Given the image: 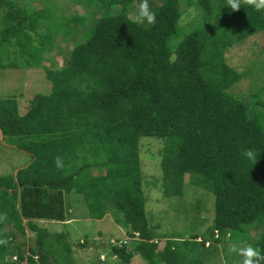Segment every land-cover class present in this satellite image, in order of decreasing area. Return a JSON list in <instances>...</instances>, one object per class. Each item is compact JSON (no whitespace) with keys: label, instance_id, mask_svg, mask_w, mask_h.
Here are the masks:
<instances>
[{"label":"trees","instance_id":"1","mask_svg":"<svg viewBox=\"0 0 264 264\" xmlns=\"http://www.w3.org/2000/svg\"><path fill=\"white\" fill-rule=\"evenodd\" d=\"M182 1L149 0L156 23L138 24L129 13L140 0H88L83 24L90 32L75 44L73 65H53L54 55L42 64L49 92L34 94L23 112L18 98L0 96L4 141L30 156L15 174L0 175V264H71L63 233H50L37 220H68L75 202L90 218L119 213L129 240L102 248L125 264L135 255L149 264H199L197 244L210 249L250 229L264 252V86L251 93L249 105L235 96L231 87L251 71H237L225 56L264 34V9L248 0L237 10L227 0H187L196 11L181 22ZM51 7L50 0H0V59L9 47L24 50L36 38L30 56H38L25 63L40 65L64 26L48 24ZM142 137L163 139L164 196L183 197L190 185L213 195L205 234L217 235L210 247L198 233L184 240L155 232L145 210ZM247 148L256 150L255 164L241 158ZM72 194L77 201H68ZM10 253L15 260H6Z\"/></svg>","mask_w":264,"mask_h":264},{"label":"rangeland","instance_id":"2","mask_svg":"<svg viewBox=\"0 0 264 264\" xmlns=\"http://www.w3.org/2000/svg\"><path fill=\"white\" fill-rule=\"evenodd\" d=\"M28 2V0H25ZM54 19L49 21V25L60 26L61 31L55 36L57 45L50 53H44L40 59L39 66L26 67L25 62L33 61L34 56H30L33 46H38V42L32 41V46L22 50L19 46L9 47V51L0 59V96L15 95L18 98L20 112H23L28 105V100L36 93H48L51 84L45 77L43 65H50L51 56L54 55L53 65H73L74 55L78 49L75 44L82 42L89 35V24H83L89 20L88 0H50ZM181 8L187 5V9L182 13L181 22L191 20L195 7L191 1L183 0ZM34 7L41 6L40 3L33 2ZM134 5V6H133ZM129 15L135 17L137 4H133ZM88 15V16H87ZM95 14H91L92 17ZM98 15V14H97ZM96 15V16H97ZM57 17V18H55ZM69 22L68 24H66ZM60 24V25H59ZM93 24V23H92ZM1 30V29H0ZM40 30V29H39ZM33 33V32H31ZM0 51L4 52L0 46ZM37 53V52H36ZM38 55H35L37 57ZM228 63L243 72L250 70L249 75L242 77L230 89L235 96H242L245 103H251V93L258 87L264 86V34L259 33L245 39L242 43L228 49L225 53ZM34 57V58H35ZM41 57V55H39ZM44 57V58H43ZM64 57L66 60H64ZM12 63L15 67H4L3 64ZM43 64V65H42ZM264 99V94L262 95ZM161 138L142 137L140 139L139 152L143 171L142 188L144 192L145 210L149 222L155 226V232L161 239H188L191 234H199L200 239H208L205 246L210 247L212 238L205 234L208 227V219L211 218L213 195L205 192L199 186H188L190 193L180 196H164L162 194V169L160 164V152L162 148ZM8 148L4 139L0 136V175L16 173L17 169L24 167L29 162L28 153L21 149ZM94 172H100L101 170ZM200 189V190H199ZM79 195H70L68 201H77ZM75 202L71 205V217L68 220H37V224L46 228L50 233H63L65 241L71 245V264H125L115 255L110 254L102 248L107 241H117L128 239L126 228L116 221L119 217L118 212H107L101 219L90 218L87 215L85 205ZM203 208V209H202ZM202 211L198 214V210ZM209 217V218H208ZM208 218V219H207ZM210 222V221H209ZM198 230V231H197ZM29 239L35 235L29 228L25 230ZM224 239L210 249H206L200 244L196 246V255L200 258L199 264H240L242 257L236 252L230 251V246L243 247L252 244L254 247L256 239L259 237L254 230H247L232 239ZM16 242L21 241L18 234ZM162 242V241H161ZM82 243L86 246L81 247ZM29 244V242H28ZM98 246V247H97ZM27 252V245L24 247ZM182 250H188L182 248ZM103 250V251H102ZM101 252V253H100ZM16 254L10 253L6 260H15ZM100 260V261H99ZM156 264H162L156 260ZM25 264V262H23ZM51 264H55L52 262ZM128 264H149L140 255L132 257Z\"/></svg>","mask_w":264,"mask_h":264},{"label":"clouds","instance_id":"3","mask_svg":"<svg viewBox=\"0 0 264 264\" xmlns=\"http://www.w3.org/2000/svg\"><path fill=\"white\" fill-rule=\"evenodd\" d=\"M256 11L264 9V0H248ZM227 5L232 10L240 8V0H227ZM135 22L138 24H155L156 13L150 8L149 0H140L135 11ZM241 158L251 164L257 161V152L253 148L244 149L241 152ZM57 166H60V159L57 158ZM230 251L236 252L242 257L240 264H264V252L259 247H254L252 244H246L243 247L230 246Z\"/></svg>","mask_w":264,"mask_h":264},{"label":"crops","instance_id":"4","mask_svg":"<svg viewBox=\"0 0 264 264\" xmlns=\"http://www.w3.org/2000/svg\"><path fill=\"white\" fill-rule=\"evenodd\" d=\"M27 68H28V67H27ZM9 96H14V97L17 98V96H15V95H9ZM3 97H6V96H3ZM0 136H2V139H4V138H3V134L1 133V131H0ZM5 145H7L8 148H11V149L14 148V146H13L12 144H8V143L5 142ZM27 156H28V158L30 159V156H29V155H27ZM17 170H18V169H17ZM15 172H16V171H15ZM12 174H15V173H12Z\"/></svg>","mask_w":264,"mask_h":264}]
</instances>
